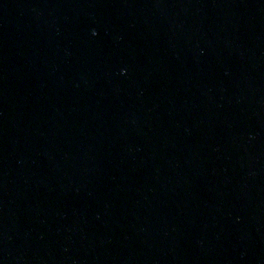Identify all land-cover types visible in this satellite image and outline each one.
Segmentation results:
<instances>
[{
	"label": "water",
	"instance_id": "water-1",
	"mask_svg": "<svg viewBox=\"0 0 264 264\" xmlns=\"http://www.w3.org/2000/svg\"><path fill=\"white\" fill-rule=\"evenodd\" d=\"M0 264H264V0H0Z\"/></svg>",
	"mask_w": 264,
	"mask_h": 264
}]
</instances>
